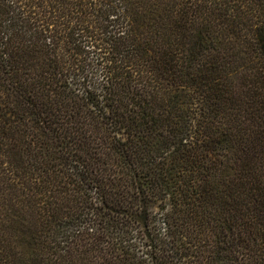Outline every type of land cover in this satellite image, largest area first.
<instances>
[{"label": "trees", "instance_id": "1", "mask_svg": "<svg viewBox=\"0 0 264 264\" xmlns=\"http://www.w3.org/2000/svg\"><path fill=\"white\" fill-rule=\"evenodd\" d=\"M0 264H264V0H0Z\"/></svg>", "mask_w": 264, "mask_h": 264}]
</instances>
